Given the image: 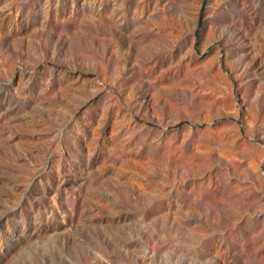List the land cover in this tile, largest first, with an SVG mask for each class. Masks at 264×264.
Returning <instances> with one entry per match:
<instances>
[{
    "label": "rangeland",
    "instance_id": "obj_1",
    "mask_svg": "<svg viewBox=\"0 0 264 264\" xmlns=\"http://www.w3.org/2000/svg\"><path fill=\"white\" fill-rule=\"evenodd\" d=\"M0 264H264V0H0Z\"/></svg>",
    "mask_w": 264,
    "mask_h": 264
}]
</instances>
